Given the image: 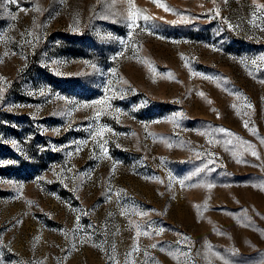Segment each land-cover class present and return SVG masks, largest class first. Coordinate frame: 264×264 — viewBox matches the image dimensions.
<instances>
[{
  "label": "rangeland",
  "instance_id": "obj_1",
  "mask_svg": "<svg viewBox=\"0 0 264 264\" xmlns=\"http://www.w3.org/2000/svg\"><path fill=\"white\" fill-rule=\"evenodd\" d=\"M262 57L264 0H0V264H264Z\"/></svg>",
  "mask_w": 264,
  "mask_h": 264
},
{
  "label": "snow or ice",
  "instance_id": "obj_2",
  "mask_svg": "<svg viewBox=\"0 0 264 264\" xmlns=\"http://www.w3.org/2000/svg\"><path fill=\"white\" fill-rule=\"evenodd\" d=\"M156 2L159 3V0H156ZM161 6L165 7V10H166V11L168 10V9H167V6H165V5H161ZM216 15H219V12H218V11H217ZM138 18H139V17H138V15H137L136 12H132V13H131V15H130V20H131V26H132V27H137V26H138V24H137ZM143 20L147 23V22L150 20V17H148V16H144V17H143ZM228 27L231 28L232 25H231V24H228ZM261 59H264V57H262ZM252 62L255 63V60H253ZM201 95H203V94L201 93ZM95 103L100 104V103H103V101H96ZM117 111H119V110H117ZM99 114H100V113L98 112L97 115H99ZM245 127H247V124H245ZM104 131H106V129H104V128H101V129L97 130V131L95 132V136L93 137V139H95L96 137H101V136L103 135V132H104ZM108 131H110V130H108ZM99 146L103 148V145H99ZM169 146H171V145H169ZM77 150H79V149H77ZM103 150H104V154L106 155V154H107V149L104 148ZM252 155L257 156V158H259V157H258V154H257L255 151L252 152ZM169 175H170V178H171V179H173V180L175 179V177H171V174H169ZM185 179H189V177H186V178L180 179V180H179V183H180L181 185H184V183H185ZM161 182H162V181H161ZM206 187H207V188H212V187H214V185H212V184H207ZM112 194L115 195V196H117V197L120 196V193H119V192H115V193H112ZM109 199H111V197H109ZM86 214H87V213H85V215H86ZM141 215H147V213L144 212V213H141ZM77 221H79V216L77 217ZM160 231H163V229H161ZM139 234H140V233L138 232L137 235H139ZM153 247H156V246L153 245ZM137 250H138V249H137Z\"/></svg>",
  "mask_w": 264,
  "mask_h": 264
}]
</instances>
